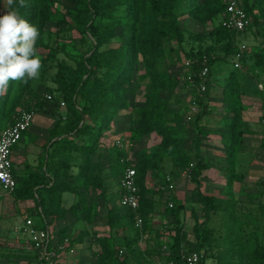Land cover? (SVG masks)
Returning a JSON list of instances; mask_svg holds the SVG:
<instances>
[{"label": "rangeland", "instance_id": "obj_1", "mask_svg": "<svg viewBox=\"0 0 264 264\" xmlns=\"http://www.w3.org/2000/svg\"><path fill=\"white\" fill-rule=\"evenodd\" d=\"M190 1L184 0L175 8V22L184 34L183 43H177L171 35L167 37L164 55L151 65L140 48L139 38L147 19L149 0H136L137 59L130 79L120 87L126 91V101L111 110L93 152H72L67 160L69 167L65 164L59 167L68 183L81 174L87 183L78 188H65L59 195L60 200L54 197L66 215L57 220L49 218L51 258L42 257V251L34 247L22 228L27 219H32L35 224L40 222L36 202L24 200L16 192H7L0 186V264H113L117 258L126 259L128 264H171L168 257L174 232L170 225L174 218L167 212V206L173 195L183 203L180 225L185 231L184 244L195 241L192 211L201 212L193 194L195 184L190 178V170L199 159L208 165L201 176L202 191L225 199L228 205L226 210L213 212L208 221L213 233L205 264H255L253 249L258 242H264V214L260 209L264 204V126L261 121L264 97L255 78L235 71L233 57L225 54L224 45L214 37H208L202 47L210 50L216 64L212 68V84L206 97L208 113L199 123L206 135L199 139L194 120L202 108L197 100L198 93L191 84L190 56L199 46L189 34L211 31L218 19L203 22L205 13L197 6L204 0ZM248 3H254L253 12L259 19L256 31L251 32L245 41L251 59L263 45L264 0H248ZM82 7L78 0H55L50 7V17L44 23L34 24L40 31L36 44L43 65L39 79L27 84H11L13 93L29 102L35 112L30 130L17 145L13 156L20 175H25L29 168L42 170L40 157L45 151L52 150L51 146L69 119L66 106L60 105L56 114L46 113L38 106V101L48 92L61 95L54 80L59 65L63 63L75 69L79 60L90 50H95L94 38L81 32L83 24L77 15ZM5 11L3 0H0V15ZM113 13V19L102 23L109 25L112 20H117L119 24L99 48L101 52L119 45L118 35L127 15L126 6H114ZM105 73L106 68L100 71L94 92L100 90ZM230 79L239 85L238 99L225 98V85ZM157 82L162 86L163 98L169 103L168 124L175 129L171 133V140L172 137L176 139L172 150L189 160L175 162L172 156H168L160 168L144 170L141 197L149 201L146 205L149 211L141 239L137 238L135 245H128L127 237H137L134 225L111 229L107 223L108 209L120 191L112 161L122 147L127 151V161L133 166L140 161L141 153L154 156L164 144L169 132H162L158 126L139 141L131 139L132 128L141 111L145 110L153 119L150 111ZM76 142L85 143L81 138H76ZM60 158L62 156L56 160ZM83 166L87 168L80 173ZM168 175L173 181V190L167 189ZM125 216L121 212L123 223L128 222L124 221ZM108 246L115 254L121 249L124 253L110 258L107 256Z\"/></svg>", "mask_w": 264, "mask_h": 264}, {"label": "trees", "instance_id": "obj_2", "mask_svg": "<svg viewBox=\"0 0 264 264\" xmlns=\"http://www.w3.org/2000/svg\"><path fill=\"white\" fill-rule=\"evenodd\" d=\"M78 1L83 4V7L78 9L77 15L83 24L81 32L94 38L95 50H90L87 56L79 60L75 69L67 67L63 63L60 64L54 80L58 83L61 95L48 92L41 101H38L39 108L49 114H56L57 109L62 105L61 103L65 102L64 107L66 106L67 108L69 119L64 129L58 134L59 137L51 146L52 150L45 151L40 157L41 171L29 168L25 175H20L19 169L14 162V175L19 179L15 192L24 200L31 199L36 202V214L40 217V222L35 224V227L38 229H48L49 218L57 220L65 217L66 211L58 205L60 200L59 195L65 188L86 186L87 180L83 174L72 183H68L59 167L61 164L69 167L67 160L70 158L72 152H86L89 154L93 152L94 144L105 120L109 118L111 110L120 104H124L126 101V91L125 89H120V87L130 79V72L134 68V63L137 59V45L135 43L138 20L136 0ZM182 1L184 0H149L147 19L144 22L139 38L140 48L147 56L148 62L151 65L155 64L164 55V42L167 37L171 35L179 44H182L184 41V34L179 30L175 22V8ZM226 1L204 0L200 6H197L202 13H205V16L202 18L203 22L218 19V23L211 31H204L202 33L190 32L189 34L192 40L199 46L190 53L192 58V79L194 80L192 86L198 93L197 100L202 108V111L197 114L194 120L199 139L206 135V132L202 130L199 123L208 113L206 97L212 84V68L216 64V58L209 49L202 47V43L208 37H214L216 41L224 45L225 54L233 57L239 42L246 40L251 32L256 31L255 28H257L259 22L258 17L253 12L254 3L249 4L248 0H240L252 18V24L247 30L240 33L227 29L221 23L226 9ZM190 2L193 3V0ZM25 3L27 6L20 8V15L30 23L35 24L37 22L44 23L50 17V7L55 3V0H25ZM114 6H126L127 12L125 21L123 22V29L118 35L119 45L101 52L99 48L107 42L113 34L114 27L119 24L117 20H112L109 25L102 23L103 20L114 18ZM109 26H112V28L109 29ZM261 36L263 38L261 49L254 53L251 59L247 50L242 67H234L235 71H242L254 77L257 86L260 82L264 83V32ZM204 58H207L206 64L209 67V74L206 81L207 88L201 94L197 88L200 85L199 73L202 70ZM104 68L107 69V73L104 75L105 81L100 84V90L96 93L94 92L95 82L99 78L100 71ZM232 76L235 78L234 73ZM11 84L7 93L0 95V133L15 121L20 110H32L29 102L22 101L20 95L13 93ZM156 86L157 91L153 96L150 111L153 119H151L150 115H147L145 110L141 111L136 125L132 128L131 135L132 140L139 141L144 136L152 133L156 126L161 128L162 132H169V135L165 137L164 144L158 149L156 155L147 156L145 153H141L140 161L133 165L137 170L138 196L140 201L139 212L143 217L144 224L149 211L146 206L149 204V201H145L141 197L144 170L146 168H160L162 162L168 156H172L175 162L183 159L189 160L188 157L181 154L178 156L177 152L172 150L176 139L172 137L173 139L171 140V133H174L175 129L167 121L169 103L162 96L163 89L159 82L156 83ZM238 86L237 84H233L232 79L227 82L224 89L227 100H232L233 97L239 98L237 93ZM259 91L264 97V90L259 89ZM47 95H52V98H48ZM9 118L10 121L8 122ZM60 120L61 117L57 122L58 125ZM76 138H81L85 143H77ZM232 150V147L229 146L231 154H233ZM59 156H62V158L56 160ZM128 166L131 165L127 161V151L121 147L118 149L117 157L112 161L113 171L118 176V179H120L121 174ZM86 168V166L81 167L80 173H83ZM207 168L208 165L202 163L199 159L197 164L190 170V178L195 184L193 194L200 206L201 212L199 214L196 210L192 211L195 241H188L184 244L186 238L185 231L180 225V213L184 208L183 203H181L176 195H173L171 199L173 206H167V212L174 218V221L170 225V229L174 232L168 257L171 264H185L184 256L193 252L202 254L199 264H205L213 233L212 229L208 227L210 216L213 212L228 209L225 199L202 191L201 176L202 172ZM167 189L171 190L168 186ZM120 195L121 191H119L118 197L108 209L107 223L111 229L133 224L137 231V237H127L126 244L135 245L137 238L138 240L141 239L144 230L143 227L140 229L136 226L135 211L119 205L118 199ZM54 197H57L59 200H56ZM260 209L264 214V204L260 206ZM121 212L125 213L124 221L128 222L123 223L121 221ZM106 249L107 256L110 258H116L118 255L124 253L121 249L115 254V251L111 250L109 246ZM252 259L255 264H264V242H258L255 245ZM113 264H128V261L117 258Z\"/></svg>", "mask_w": 264, "mask_h": 264}, {"label": "built area", "instance_id": "obj_3", "mask_svg": "<svg viewBox=\"0 0 264 264\" xmlns=\"http://www.w3.org/2000/svg\"><path fill=\"white\" fill-rule=\"evenodd\" d=\"M224 27L237 33L247 30L252 24V18L247 12L245 6L240 0H227L226 9L221 19ZM244 41L239 42L237 50L233 55V65L235 68H241L243 59L248 45ZM207 58L203 60V67L199 73L200 85L197 90L203 93L206 88V81L209 74L207 66ZM191 84L194 80L191 78ZM258 87L264 90V83H258ZM52 98V95H47ZM65 105V102H62ZM35 120L34 110L22 109L18 112L15 121L6 127L0 133V186L7 192H15L18 187L19 179L14 175V159L17 145L24 139L25 134L29 131ZM261 120L264 126V101L261 104ZM167 186L172 190L174 188L173 181L168 175ZM119 187L121 195L118 199L119 205L127 207L135 211L136 226L142 229L144 220L139 212L140 201L138 196L137 170L133 166L125 168L119 179ZM173 206V202L169 203ZM23 230L28 235L29 240L37 250L42 251L43 258H51L49 252L50 231L49 229H38L32 219H27L23 225ZM202 254L197 252L189 253L184 256L185 264H199Z\"/></svg>", "mask_w": 264, "mask_h": 264}, {"label": "clouds", "instance_id": "obj_4", "mask_svg": "<svg viewBox=\"0 0 264 264\" xmlns=\"http://www.w3.org/2000/svg\"><path fill=\"white\" fill-rule=\"evenodd\" d=\"M6 9L0 15V95L7 93L12 82L27 84L38 80L42 61L36 47L39 28L20 15L25 0H3Z\"/></svg>", "mask_w": 264, "mask_h": 264}, {"label": "crops", "instance_id": "obj_5", "mask_svg": "<svg viewBox=\"0 0 264 264\" xmlns=\"http://www.w3.org/2000/svg\"><path fill=\"white\" fill-rule=\"evenodd\" d=\"M249 35H250V34H249ZM249 35H248V36H249ZM261 121H262V120H261ZM29 130H30V129H29ZM28 132H29V131H28Z\"/></svg>", "mask_w": 264, "mask_h": 264}]
</instances>
